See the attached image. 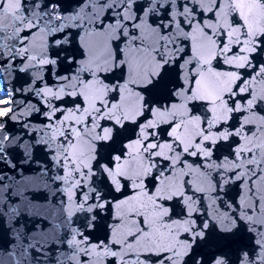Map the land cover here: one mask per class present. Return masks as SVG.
Instances as JSON below:
<instances>
[{"label":"snow or ice","instance_id":"6c2138e0","mask_svg":"<svg viewBox=\"0 0 264 264\" xmlns=\"http://www.w3.org/2000/svg\"><path fill=\"white\" fill-rule=\"evenodd\" d=\"M0 264H264V0H0Z\"/></svg>","mask_w":264,"mask_h":264}]
</instances>
